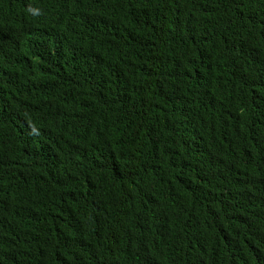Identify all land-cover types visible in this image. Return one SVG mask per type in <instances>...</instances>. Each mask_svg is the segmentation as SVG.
Listing matches in <instances>:
<instances>
[{
  "label": "trees",
  "instance_id": "1",
  "mask_svg": "<svg viewBox=\"0 0 264 264\" xmlns=\"http://www.w3.org/2000/svg\"><path fill=\"white\" fill-rule=\"evenodd\" d=\"M0 264H264V0H0Z\"/></svg>",
  "mask_w": 264,
  "mask_h": 264
}]
</instances>
